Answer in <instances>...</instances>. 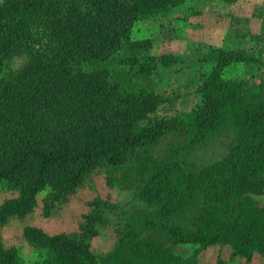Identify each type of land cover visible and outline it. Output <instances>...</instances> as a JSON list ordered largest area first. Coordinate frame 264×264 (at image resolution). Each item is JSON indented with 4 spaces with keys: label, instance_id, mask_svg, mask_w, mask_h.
<instances>
[{
    "label": "trees",
    "instance_id": "trees-1",
    "mask_svg": "<svg viewBox=\"0 0 264 264\" xmlns=\"http://www.w3.org/2000/svg\"><path fill=\"white\" fill-rule=\"evenodd\" d=\"M170 4L175 0H0V182L19 188V196L0 207V224L29 213L45 188L51 190V200L67 196L98 160L123 164L137 150L183 131L195 133L184 145L189 150L230 124L235 139L229 153L184 176L180 189L172 190L179 200L163 205L162 227L179 244H229L246 258L252 250L264 252V211L261 215L250 198L264 196V80L249 86L222 78L226 67L243 61L240 55L216 51L215 66L199 88L202 105L187 123L159 120L146 128L136 122L151 108L147 101L132 112L107 114V72L71 68L106 58L137 18ZM33 24L50 31L55 45L49 54L24 42ZM19 54L27 55L28 62L18 71L7 69ZM179 173L177 163L162 164L142 181V197L155 201L160 192L172 189ZM192 203L200 204L194 221L170 227L172 218L183 217ZM94 235L90 224L85 237ZM23 237L45 252L47 263L94 264L83 242L31 227ZM151 254L162 257L153 249ZM0 264H19L16 249L4 247L1 240Z\"/></svg>",
    "mask_w": 264,
    "mask_h": 264
},
{
    "label": "rangeland",
    "instance_id": "rangeland-1",
    "mask_svg": "<svg viewBox=\"0 0 264 264\" xmlns=\"http://www.w3.org/2000/svg\"><path fill=\"white\" fill-rule=\"evenodd\" d=\"M49 32L42 24H33L24 42L49 54L55 45ZM219 50L243 58L222 71L224 80L249 86L264 80V0H175L137 18L120 47L106 58L74 63L71 68L107 72V114L132 112L147 101L151 108L136 122V127L146 128L159 120L187 123L188 115L202 105L199 88L215 66L214 54ZM26 62L27 55H15L7 69L18 71ZM187 133L169 134L154 146L137 150L123 164L96 161L73 191L59 200L49 199V188L38 192L29 213L9 216L0 224L2 244L16 249L19 264H50L45 252L23 237V230L31 227L48 236L83 242L94 264H264L261 250H252L246 258L229 244H179L163 229L164 203L179 200L172 190L180 189L186 174L226 157L235 139L232 126L224 124L188 150L184 145L195 133ZM167 162L177 163L180 172L172 192H160L155 201L144 199L142 181ZM18 196L19 188L0 182V207ZM250 198L262 215L264 196ZM199 210L200 204H187L183 217H173L169 226L188 225ZM90 224L95 235L86 238ZM151 248L162 257L151 254Z\"/></svg>",
    "mask_w": 264,
    "mask_h": 264
}]
</instances>
